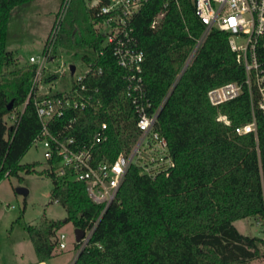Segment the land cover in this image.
<instances>
[{
  "label": "trees",
  "instance_id": "trees-1",
  "mask_svg": "<svg viewBox=\"0 0 264 264\" xmlns=\"http://www.w3.org/2000/svg\"><path fill=\"white\" fill-rule=\"evenodd\" d=\"M32 1L0 0V179L20 170H34V163L21 164L19 160L40 130L32 96L21 110L36 65L21 63L17 50L6 47L13 35L9 23L14 10ZM164 3L166 12L152 28L151 20ZM94 10L85 0H70L41 82L57 78L58 72L50 70V63L62 53L78 55L101 68V73L86 78L92 101L85 110L72 111L78 116L73 133L77 139L87 140L91 131L106 121L108 138L99 144L97 157L113 160L129 150L138 132L124 93L125 71L110 48L102 45L104 35L95 26ZM132 24L144 52L141 74L151 102L148 111L158 109L155 129L165 137L174 165L150 177L131 164L116 198L103 211L71 264L264 261V114L256 106L252 110L243 62L229 46V33L210 29L174 81L172 56L189 50L203 30L193 0H148ZM228 81L241 83L240 94L211 105L207 91ZM219 114H225L230 123L217 120ZM11 115L10 123L7 118ZM252 115L256 135L236 133L234 127L250 121ZM46 173L52 181L50 196L65 209V216L25 225L40 261L57 253L58 230L64 223L89 228L102 208L91 201L83 182L56 176L47 169ZM238 219L256 222L261 235L239 231L234 224ZM75 246L78 248V243Z\"/></svg>",
  "mask_w": 264,
  "mask_h": 264
},
{
  "label": "built area",
  "instance_id": "built-area-1",
  "mask_svg": "<svg viewBox=\"0 0 264 264\" xmlns=\"http://www.w3.org/2000/svg\"><path fill=\"white\" fill-rule=\"evenodd\" d=\"M147 1L91 0L88 4L95 8L96 26L104 35L102 45L110 48L117 64L125 71L124 93L136 117L138 135L135 142L127 152H120L113 160L97 157L99 144L108 138L106 121H101L91 131V137L87 140H79L73 133L78 116L72 111H83L92 101L86 78L90 74L101 73L100 67L96 69L91 62L79 58L83 67L77 71L76 64L72 61L66 62L65 67L71 77L68 89L61 91L60 94L38 93L39 83L52 59L51 48L59 30V23L70 0H62L58 20L49 33L41 55H30L28 58L29 63L36 65V70L21 110L32 96L40 122V130L33 142H40L44 148L43 155L48 163L47 172L83 182L91 201L102 206L92 226L83 229V236L79 241H75L78 243L77 252L86 245L97 220L116 198L131 164H135L140 172L150 177L166 172L174 165L165 137L155 129L158 109L148 111L151 102L146 96L141 74L144 52L133 32V18ZM175 2L178 3V0ZM193 4L195 14L203 23V30L200 36L194 39L189 50L172 56L176 68L174 81L186 69L195 50L210 29L216 27L229 33V46L242 59L245 70L244 82L248 87L252 110L256 106L264 114V0H193ZM166 5L164 3V8L152 18L150 24L152 28L161 21L166 12ZM99 53L101 54L102 50ZM71 63L74 64L73 72L69 68ZM240 92L241 83L228 81L210 88L207 91V99L211 105L217 106L236 98ZM96 102L99 103V100ZM63 118L66 119L64 123L60 122ZM216 119L225 124L230 123L225 114H219ZM234 130L238 134L256 135L254 116L252 115L250 121L235 126ZM64 237L63 233L58 234L59 249L65 248ZM31 264L44 263L36 261Z\"/></svg>",
  "mask_w": 264,
  "mask_h": 264
},
{
  "label": "rangeland",
  "instance_id": "rangeland-1",
  "mask_svg": "<svg viewBox=\"0 0 264 264\" xmlns=\"http://www.w3.org/2000/svg\"><path fill=\"white\" fill-rule=\"evenodd\" d=\"M85 2L87 3V0ZM61 3L62 0H33L28 5L14 10L9 23V31L13 35L6 42V47L19 52L21 63L27 64L31 53L41 55L44 41L56 23V12ZM69 61L76 64L77 71L83 67L78 55L64 53L50 63V70L55 68L58 72L57 82H54V87L50 89L52 92L62 85L64 90L68 89L71 77L65 66ZM46 88L47 85L42 81L39 83L38 93L43 94ZM12 116L7 118L10 123L13 121ZM43 151L40 142H32L19 162L34 163V170H20L17 175H6L0 179V264H13L14 258L18 257L20 249L16 242L27 234L26 224L35 225L43 219H63L65 216V209L50 196L52 181L46 173L48 163ZM17 187L26 188L27 194L17 192ZM234 224L242 233L261 235L260 226L251 219H238ZM74 229L72 222L61 226L58 231L65 236V248H58L57 253L46 260V264L73 262L77 253ZM251 264H264V261L254 260Z\"/></svg>",
  "mask_w": 264,
  "mask_h": 264
},
{
  "label": "crops",
  "instance_id": "crops-1",
  "mask_svg": "<svg viewBox=\"0 0 264 264\" xmlns=\"http://www.w3.org/2000/svg\"><path fill=\"white\" fill-rule=\"evenodd\" d=\"M90 1L91 0H87L86 5H88V3ZM92 2H93V0H92ZM18 54H19V52H18ZM31 54H29V55H31ZM19 57H21V56L19 55ZM54 82L55 83L57 82V79L56 78L53 79L50 82L44 83L45 85H47V88H46V91H44L42 93L54 94L57 91H64V85H62V86H60L59 89H57L56 91L52 92L50 89L52 87H54V84H53ZM48 85H50V86L48 87ZM16 245L18 246V248L20 249V251L18 253V257L17 258H14L13 264H31L33 262L40 261L38 259V257L36 256V253H35L33 244L31 242L30 237L28 236V234H26L25 236H23L21 239H18L17 242H16ZM43 263L46 264V261H43Z\"/></svg>",
  "mask_w": 264,
  "mask_h": 264
},
{
  "label": "water",
  "instance_id": "water-1",
  "mask_svg": "<svg viewBox=\"0 0 264 264\" xmlns=\"http://www.w3.org/2000/svg\"><path fill=\"white\" fill-rule=\"evenodd\" d=\"M69 68H70V71L73 72L74 71V64L71 63L69 65ZM11 103H12V101L9 102L8 107L11 105ZM16 190H17V192L22 193L24 195L27 194V189L24 187H17ZM74 233H75V241H79L80 238L83 236L84 230L80 227H75ZM73 261H74V259H73Z\"/></svg>",
  "mask_w": 264,
  "mask_h": 264
}]
</instances>
